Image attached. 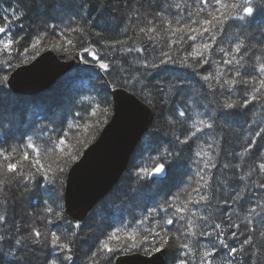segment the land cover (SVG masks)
<instances>
[{
    "label": "trees",
    "instance_id": "16d2710c",
    "mask_svg": "<svg viewBox=\"0 0 264 264\" xmlns=\"http://www.w3.org/2000/svg\"><path fill=\"white\" fill-rule=\"evenodd\" d=\"M221 3L229 7L222 8L217 0L206 4L202 0H0V27L12 41L8 48L0 46L3 264H13V253L40 251L37 245L41 242L52 250V233L71 248L70 253L64 249L54 263L73 264L68 257L80 233L87 232L89 217L81 224L65 217L63 186L70 167L113 115L110 87L127 89L156 112L151 130L138 145L120 183L132 174L136 187L152 186L158 179L142 178V170L150 173L163 164L170 171L181 160L189 161L185 187L193 174L197 182L191 199H184L180 180V187L172 183L161 188L141 211L125 209L109 226L104 220V238L93 245L84 242L88 264H115L119 255H150L157 247L168 249L167 264H179L181 259L187 264H204L206 251L216 253L210 258L212 264H229L228 248L221 240L239 249L249 234L246 224L264 230V212L258 209L257 215H249L248 211L264 204V172L257 170L264 162V134L254 135L264 128V89L256 92L264 80L259 71L264 65V13L249 23L250 18H235L243 12L231 8L244 0ZM214 15L218 21L212 19ZM205 20L212 23L205 24ZM237 44L241 45L239 53ZM48 49L79 51L84 65L43 96L13 94L7 84L11 72ZM99 62L107 64L103 72L96 67ZM54 89L52 104L47 98ZM244 100L249 102L247 107H243ZM228 104L235 107L229 109ZM181 111L184 117L179 116ZM201 120L212 127L205 128ZM185 139L188 142L181 143ZM8 163H16L18 171L8 173ZM59 177L61 188L56 181ZM26 192L30 194L24 197ZM236 193L243 199H234ZM200 195L208 200L201 201ZM178 208L185 210L178 213ZM169 219L174 223L167 224ZM230 223L241 227L230 228ZM216 224L221 228H215ZM37 231L39 239L34 235ZM232 231L237 232L235 238ZM154 233L171 237L170 246L160 244V236ZM253 235L259 243L258 233ZM104 244L113 251H104ZM247 255L238 252L237 264H246Z\"/></svg>",
    "mask_w": 264,
    "mask_h": 264
},
{
    "label": "water",
    "instance_id": "95a60500",
    "mask_svg": "<svg viewBox=\"0 0 264 264\" xmlns=\"http://www.w3.org/2000/svg\"><path fill=\"white\" fill-rule=\"evenodd\" d=\"M96 67L103 72L106 68ZM84 65L82 53L48 49L31 63L11 72L7 84L20 97L37 98L50 91L63 77ZM89 66V65H88ZM113 115L99 137L69 169L63 200L67 219L83 223L92 211L120 183L142 139L151 130L156 112L136 94L124 88H112ZM165 179L168 168L165 167ZM150 255L139 252L119 255L115 264H167L168 249Z\"/></svg>",
    "mask_w": 264,
    "mask_h": 264
},
{
    "label": "rangeland",
    "instance_id": "374dc122",
    "mask_svg": "<svg viewBox=\"0 0 264 264\" xmlns=\"http://www.w3.org/2000/svg\"><path fill=\"white\" fill-rule=\"evenodd\" d=\"M47 15L51 16L52 14L49 13ZM9 41H10V35L3 33L0 36V46H4V44L8 43ZM56 93L57 91L54 89L53 92H51L48 95L49 97L47 98L48 100L47 102H51L53 104L56 101L55 100ZM43 95L44 94H42L41 96ZM186 162L189 163V161L187 160H181V164H178L176 167L173 168L171 167L168 176L165 179H158L156 182H154V185L152 186L145 185L142 188L136 187L133 184L134 178L132 174H129L126 178H124V180L119 184V186L114 190V192L110 194L112 197L109 196L110 198L107 197L101 204L99 203L98 208L96 207L94 211H92V213L89 215L87 232L83 230L80 233L79 236L80 241L74 247L73 252L71 254L72 259H70V261L73 262V264H88L87 263L88 253H86V248H85L87 244L84 246V242L88 241L91 245H93L95 244L96 240L98 242L100 239L104 238V232L102 230L104 220L106 224H108L109 226L111 223L114 222V219H116L117 213L121 211H125V209L130 212L135 210L141 211L143 208L150 206L149 205L150 202H152L155 198H157L156 195L161 188L165 190L167 186L168 185L170 186L172 183L174 184V186L175 185L177 186L179 181L182 180L180 182V184L182 185L181 187L182 188L185 187V183L183 182V180H184V172L186 169L185 167ZM56 181L59 187L61 188L63 186V179L59 177V180H57L56 178ZM196 182H197V178L195 174H193L188 180V183L185 187V191L183 195L184 199L186 198L191 199V197L195 195V192L192 188ZM180 184L177 187H180ZM63 187H65V185ZM156 187L158 188V190H156L157 189ZM29 194L30 193L26 192L24 197H27ZM63 194L64 192H62V196ZM110 213H112L113 218L109 215ZM65 226L68 227V225ZM92 226L95 227V230L91 229ZM90 235L93 236L91 237ZM37 246L38 248H41L40 251L37 250L39 252L33 251L32 253L24 255L23 252L19 251L18 254L16 255V260L13 261V264H56L54 263V261L57 260L59 257L61 258L65 251L64 249H54V248L51 250L49 246H47V244L46 246L44 245V242H41Z\"/></svg>",
    "mask_w": 264,
    "mask_h": 264
},
{
    "label": "snow or ice",
    "instance_id": "6c2138e0",
    "mask_svg": "<svg viewBox=\"0 0 264 264\" xmlns=\"http://www.w3.org/2000/svg\"><path fill=\"white\" fill-rule=\"evenodd\" d=\"M202 3H207V0H202ZM217 3L220 4V6L222 8H228L229 5L228 4H224V3H221V0H217ZM231 8L233 9H237L239 8L242 12H243V16H240L238 13L236 14L235 18H238V19H246V18H250L249 19V23H251L252 20L255 19V16L256 14L258 13H264V0H259V2H254V0H244V3L242 5H237V4H232L231 5ZM213 20H216L218 21L219 18L217 16H213L212 18ZM205 24H211L212 22L211 21H208V20H205L204 21ZM209 29L205 28L204 31L207 32ZM74 31H82L81 29H74ZM143 31V29L141 30ZM177 31H182V29H177ZM192 31H197V29H192ZM6 32V29L4 27H0V34H3ZM194 39V38H193ZM69 44H71V41L68 42ZM12 44V41L10 40L8 43L4 44V47L5 48H8L10 47ZM205 48L208 47V45H205L204 46ZM241 50V45L237 44L236 46V51L237 53H239ZM85 52H87V49H85ZM93 59H98V57L94 54V53H89ZM163 62V61H162ZM205 63H207V61H205ZM225 63H231V61H225ZM101 68H106L107 66L104 65V64H101L100 65ZM259 71L261 73H264V65H261L260 66V69ZM237 75H239V72H237ZM205 79H209V77H205ZM226 83H234L233 82H230V81H226ZM264 89V80H261L260 82V88L259 89H256V92H261V90ZM230 90V89H229ZM257 97L255 95H253V100H255ZM106 102V101H105ZM248 101L247 100H244L243 101V107H247L248 106ZM227 107L229 109H232L235 107L234 104H228ZM95 114V113H93ZM179 116L181 117H184L185 116V113L183 111L179 112ZM200 124H203L205 128H211L212 125L211 124H208L206 123L205 121L201 120L199 121ZM201 129L200 128H197V131H200ZM262 134H264V128H261L259 131L255 132L254 135L256 137H261ZM179 139V138H177ZM188 140L185 139L183 141H181V143H187ZM61 144L64 143V141H60ZM250 144H254L255 141H250L249 142ZM29 148H32L33 151H36L35 147L31 144L28 145ZM245 151H251V148H249L248 146L245 147ZM199 155V153H198ZM6 160L8 159L7 156L4 157ZM24 159L25 160H28L29 157L27 154L24 155ZM205 167L207 168V165H205ZM258 171L260 172H264V162L260 163L258 165ZM18 171V165L16 163H8L7 165V172L8 173H16ZM165 168H164V165L163 164H159L157 165L155 168L152 169V171L150 173L148 172H143V176L142 178H148L150 176H156V175H160L161 177H163L164 173H165ZM204 177L202 176L201 177V180H203ZM207 183V182H206ZM262 186H264V184H262ZM195 191L197 193L200 192V189H195ZM234 199H239V200H242L243 197L240 196L239 193H236V196L234 197ZM200 200L201 201H207L208 200V196L206 195H200ZM185 208H187V205H185ZM258 209L261 210V212H264V204H256L254 207H251L249 208V215H257L258 214ZM185 209H181V208H178L176 209V211L178 213H182ZM231 220V218H230ZM4 221V218L3 217H0V222H3ZM174 221L169 219L167 221V224L171 225L173 224ZM249 224H251V221L248 222ZM262 224H264V221H261ZM229 227L230 228H235V229H239L241 227L240 224L238 223H230L229 224ZM76 228H79V225H76ZM215 228L217 229H220L221 228V225L220 224H216L215 225ZM245 229L246 231L249 233L248 235L245 236V239L241 242V247L239 249L235 248V247H229L228 245H226L224 243L223 240L220 241V243L222 245H224L225 247L228 248V252H227V255L229 257V264H237V261L235 259L236 255L238 252L240 253H247V257L245 258L246 260V264H264V230H258L255 226H252V227H248V225L246 224L245 225ZM259 235V237L261 238L260 239V242L259 243H256V237L253 235V234H257ZM35 237L37 239L40 238L41 236V233L40 232H35L34 233ZM154 235L156 236H160L159 233H154ZM219 235V234H218ZM230 235L235 238L237 236V232L236 231H232L230 233ZM59 237L55 234V233H52L51 234V245L53 246L54 249H66L69 253L71 252V248L69 247L68 244H61V243H58L59 241ZM131 239H134V237H132ZM171 237H163V236H160V240H159V243L164 245L165 247H168L170 246V241H171ZM3 242V237H0V243ZM155 243V241H154ZM184 246L181 245V248H183ZM11 248V246H10ZM103 250L104 251H107L109 253H111L113 251L112 248H110L108 246V244H104L103 246ZM164 249L161 248V247H157L156 248V251H163ZM19 251V242H17V252ZM3 249L0 248V264H3ZM216 255L215 252H210V251H206L205 252V255H204V264H212V260L210 259L211 257H214ZM58 258V257H57ZM68 259H72L71 256L68 257ZM13 260H16V254L13 253ZM9 264H11V262H9ZM179 264H187V262L184 260V259H181L179 261Z\"/></svg>",
    "mask_w": 264,
    "mask_h": 264
}]
</instances>
